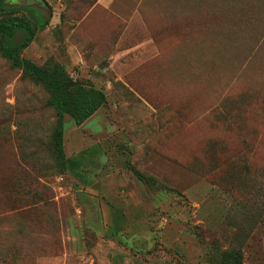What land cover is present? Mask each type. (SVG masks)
I'll list each match as a JSON object with an SVG mask.
<instances>
[{
	"label": "rangeland",
	"instance_id": "374dc122",
	"mask_svg": "<svg viewBox=\"0 0 264 264\" xmlns=\"http://www.w3.org/2000/svg\"><path fill=\"white\" fill-rule=\"evenodd\" d=\"M4 3L48 16L23 59L105 103L62 118L59 173L46 93L0 57V264H264V0Z\"/></svg>",
	"mask_w": 264,
	"mask_h": 264
},
{
	"label": "trees",
	"instance_id": "16d2710c",
	"mask_svg": "<svg viewBox=\"0 0 264 264\" xmlns=\"http://www.w3.org/2000/svg\"><path fill=\"white\" fill-rule=\"evenodd\" d=\"M28 10L34 23L28 18L18 16ZM48 16L39 10L26 7L6 6L0 0V57L20 72L21 77L39 85L47 95L46 104L55 116V125L50 135L49 147L55 169L62 173L65 160L62 149V118L67 116L75 126L87 120L105 103L104 94L89 85L72 80L63 67L51 61L37 66L21 57V52L31 43L35 31L48 23ZM134 177L148 187L155 181L150 177L132 171ZM241 253L237 250L220 252L216 264H242Z\"/></svg>",
	"mask_w": 264,
	"mask_h": 264
}]
</instances>
